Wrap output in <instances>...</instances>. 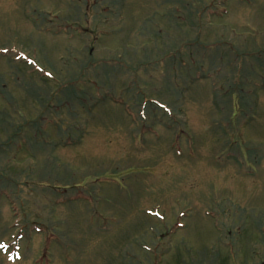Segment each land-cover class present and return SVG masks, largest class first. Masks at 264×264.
I'll use <instances>...</instances> for the list:
<instances>
[{"label":"rangeland","instance_id":"374dc122","mask_svg":"<svg viewBox=\"0 0 264 264\" xmlns=\"http://www.w3.org/2000/svg\"><path fill=\"white\" fill-rule=\"evenodd\" d=\"M0 264H264V0H0Z\"/></svg>","mask_w":264,"mask_h":264}]
</instances>
